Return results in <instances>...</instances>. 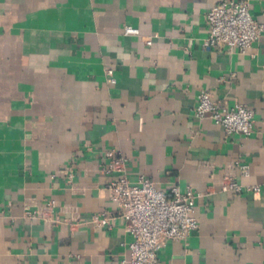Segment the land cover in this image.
I'll return each mask as SVG.
<instances>
[{
	"label": "crops",
	"instance_id": "1",
	"mask_svg": "<svg viewBox=\"0 0 264 264\" xmlns=\"http://www.w3.org/2000/svg\"><path fill=\"white\" fill-rule=\"evenodd\" d=\"M217 1L0 0V264L129 258L103 171L110 149L131 181L143 174L166 193L201 194L198 228L166 241L163 264H264V35L244 52L205 48ZM248 3L264 22V0ZM127 24L139 35L124 34ZM200 89L253 110L254 131L225 136L197 119ZM224 176L261 190L222 192ZM48 199L52 221L24 216ZM102 212L108 225L94 220Z\"/></svg>",
	"mask_w": 264,
	"mask_h": 264
},
{
	"label": "built area",
	"instance_id": "2",
	"mask_svg": "<svg viewBox=\"0 0 264 264\" xmlns=\"http://www.w3.org/2000/svg\"><path fill=\"white\" fill-rule=\"evenodd\" d=\"M206 21L205 48L225 46L244 52L264 35V22L252 18L248 0H219L206 11ZM123 33L136 36L139 30L127 24L123 26ZM104 73L108 83H115L111 68H105ZM196 97L195 117H209L222 128L225 136H247L254 131V113L245 104L218 103L212 100L207 89H200ZM104 155L108 163L103 171L112 176L106 185L108 196L117 205L126 221L125 230L132 238L128 243L130 256L123 264H163L158 252L166 241L184 239L198 228L194 207L201 194L190 187L182 190L178 185L171 186L166 193L143 174L131 181L127 176V160L119 151L106 150ZM235 166L241 176L249 174L248 164L235 162ZM220 189L233 194L261 190L258 184L243 185L233 176H224ZM54 208L55 201L48 199L41 206L26 209L24 216L52 221L49 214ZM111 219L107 212L94 216L100 225H108Z\"/></svg>",
	"mask_w": 264,
	"mask_h": 264
}]
</instances>
